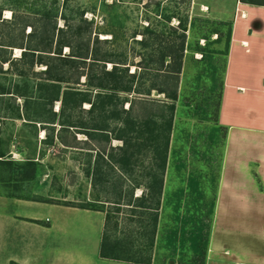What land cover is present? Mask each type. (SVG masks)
Listing matches in <instances>:
<instances>
[{
	"label": "rangeland",
	"instance_id": "374dc122",
	"mask_svg": "<svg viewBox=\"0 0 264 264\" xmlns=\"http://www.w3.org/2000/svg\"><path fill=\"white\" fill-rule=\"evenodd\" d=\"M248 1L264 4V0ZM236 2L237 0H0V6L3 7L0 47L7 43L14 46L0 52L4 59L14 61L0 65V87L12 91L16 85L25 84L28 86V95L35 99L33 87L43 78L39 74L45 67L35 65L28 69L16 60L21 56L20 45L27 44L30 26L40 29V18L46 13L55 17L56 28H63V31L65 21L73 26L80 24V17L87 23L91 22L89 27L81 24L84 36L80 43L89 42V47H95L101 54L99 57L108 60L105 62V71H110L113 66L109 62H115L120 68L128 67L127 74H143L142 78L136 77L132 82L133 86L143 93L149 91L148 96L139 98L144 103L135 104L134 114L139 117L146 118L162 111L166 112V105H170V101L164 95L158 94L156 89H168L176 85L177 100L172 113L164 198L167 197L168 191L174 204L180 205L182 210L162 214L159 228H164L169 220L170 227L178 231L176 241L180 243L183 238L187 242L186 248L198 246L194 241L204 237L208 224L206 214L222 157L224 133L215 126L218 122L216 106ZM168 16L169 22L165 18ZM179 22L185 26L182 65L178 77H171L174 83L169 79L167 84L166 79L170 76L165 68L169 59L167 58L163 65H160L159 59L167 51L168 45L179 41L177 38L182 35ZM145 28L149 29L151 34H146ZM68 53L67 48L62 49V56H67ZM88 58L90 59L91 55H88ZM89 59L86 60L85 66L69 71V83L62 84L63 89L72 87L77 91H86L83 73L87 72ZM143 59L144 62H141ZM140 63L146 67L142 70L143 73ZM101 64L95 69L100 70ZM125 79L128 83L131 80L127 77ZM121 97L128 101L135 98L134 95ZM9 99L12 98H4V103H0V107L5 108L4 112H0L3 119L0 124V152L4 153L5 160L17 163L32 159L37 162V167L33 172V180L20 181L18 173L21 170L15 165L10 170L0 166V196L30 198L35 195V198L49 203L103 211L101 213L111 217V236L121 237L132 231L135 250L150 256V264H167V257L172 250L167 251L159 243L158 239L162 233H158L154 248L147 249L138 235V213L133 215L125 208L117 213L112 204L115 198L113 186L117 183L120 172L116 167L111 169L108 161L112 162L113 156L117 154L114 149L120 142L111 140L107 143L98 136L90 139L78 134L82 133L79 130H60L58 125H55L53 132L47 131L51 135L49 142L44 141L46 135L39 124L33 128L22 119L12 118L14 112L10 109L18 107L21 113L22 100ZM7 106L11 108H6ZM127 106L124 104L123 107ZM87 108L88 105L83 104L81 110L65 109L59 121L70 119L87 122L90 118L84 112ZM59 109V103H54L51 107V111L55 113H58ZM47 111L48 107L44 109V117H47ZM149 157L134 167L132 177L135 181L143 182L142 169L148 166ZM96 164L101 171L108 173V176L99 181L95 180L94 183V179L91 182L89 174ZM130 179L125 182V194L133 182ZM202 185H207L206 196L202 195ZM140 194L141 190H135L132 198L135 199ZM201 198L204 203H199ZM188 210L191 212L188 213ZM164 215L167 218H164ZM128 217H132L131 222ZM114 223H117L115 231ZM172 233L173 231L165 228L161 239L163 236L170 237ZM160 245L163 248L160 249ZM96 246L98 242L91 239L88 243L91 260L94 264H102L93 254ZM195 258L198 260L199 254ZM189 259V253H184L183 258H173L174 264H189L184 261Z\"/></svg>",
	"mask_w": 264,
	"mask_h": 264
},
{
	"label": "trees",
	"instance_id": "16d2710c",
	"mask_svg": "<svg viewBox=\"0 0 264 264\" xmlns=\"http://www.w3.org/2000/svg\"><path fill=\"white\" fill-rule=\"evenodd\" d=\"M241 3L262 6L264 4L252 2L248 0H238ZM3 7L0 6V20ZM82 16V15H81ZM169 22L170 17H165ZM3 22V21H2ZM15 22V18L14 21ZM79 25L73 26L65 21V30L56 28L55 17H50L47 13L43 14L40 18V29L31 27L30 32L27 35V44L25 46L20 45L19 49L22 50L21 56L16 62L23 63L28 69H32L35 65H43L45 69L39 74L43 78L34 84L33 90L36 93L35 99L30 98L28 95V86L25 84L16 85L13 90L0 87V103H4V98L14 101L16 98L22 100V111L10 109L14 112L13 119H22L26 124L35 126L39 124L41 130L45 132V140L49 142L51 135L47 131L53 132L55 125L60 127V130H70L82 132L87 138L93 139L95 137H101L105 142L109 143L111 140L119 141L120 145L114 149L116 155L113 156L112 162L108 161L109 166L116 167L120 172L115 187V198L112 201L113 206L118 213L121 209H128L133 215L138 213L137 223L140 226L139 238H141L147 249H153L158 239V233L165 228L173 231L170 237H159V243L163 245L164 249L170 251L167 257V264L171 262L174 264L173 258H183L184 253L190 254L189 260H184L189 264H205L208 241L211 231V224L213 219V212L215 206V195L219 180V171L222 161L219 162L218 175L216 178V184L212 194V200L209 205L208 224L203 239L195 240L198 246L186 248L187 242L182 238L180 243L176 241L177 229L170 227L169 220L164 228L160 226L161 215L167 211L169 213L178 212L182 210L180 205H175L173 198L166 193L167 197L164 198V192L166 183L164 182L167 161H168V148L170 141V132L172 129V113L174 111V104L177 100L176 85L171 88H157V93L164 95V97L170 101V105H166V112L162 111L158 114H153L150 117H139L134 114V107L136 103H144L140 100V96H148L149 91L143 93L136 86L134 87L132 82L136 77L142 78L143 74L140 73H128V67L120 68L118 63L109 62L113 64L110 71H105V62H108L105 57H99L97 49L92 46L89 47V42L85 44L80 43L84 33L81 30V24L85 27H89L91 22H86L81 17L79 19ZM179 28L182 31V35L177 38L179 41L174 44L171 43L167 47V51L160 56L159 63L163 65L164 61L168 58L169 63L166 65V73L168 76L166 83L173 82L171 77L177 78L182 65L183 59V44H184V32L185 26L179 22ZM25 26V25H24ZM23 26V27H24ZM145 33L151 34L149 29L145 28ZM230 37V33H229ZM229 41V38H228ZM98 41L96 40V43ZM142 43V41H141ZM12 43H7L0 47V52L14 47ZM143 45V44H142ZM67 48L69 53L67 56H62V49ZM2 55V54H0ZM52 55V56H50ZM91 55V58H88ZM227 56V46L225 53V63ZM203 57V56H202ZM201 57V58H202ZM89 59L88 69L86 73H83L85 77L86 91H77L72 87H66L63 89L62 84H68L69 79L67 74L70 70H78L81 66H85L86 60ZM14 61L10 59H4L0 56V65L8 63L11 64ZM144 62V59L143 61ZM101 65L100 70H96L97 65ZM120 64V63H119ZM141 72L143 73L146 67L140 63ZM224 72V69H223ZM22 74V73H20ZM125 77L130 78L131 82L126 81ZM169 79H171L169 81ZM165 83V81H164ZM223 85V78H222ZM221 85V89H222ZM121 95H134L135 98L131 101L123 99ZM221 90L218 97V103L216 106V117L218 116L220 105ZM54 103H59V112L55 113L51 111V107ZM83 104L88 105V108L84 111L90 118L87 122H76L70 119L59 121L60 115H63L65 109L70 111L81 110ZM124 104H127V108H124ZM32 105V107H31ZM7 106L6 108H8ZM48 107L47 117H44V109ZM11 108V107H9ZM3 107H0V112H4ZM1 114V113H0ZM4 118V117H3ZM3 119L0 115V124ZM224 133V139L226 135V128L218 124L215 125ZM224 145V141H223ZM223 153V150H222ZM4 153L0 152V166L6 170H10L13 165L19 171L18 180L31 181L33 180V172L37 167V162L32 159H26L21 162H13L4 159ZM148 166L142 169L143 182H137L132 177L134 167L137 163L147 159ZM110 158H112L110 156ZM98 164V163H97ZM94 166L89 174L92 179L101 180L108 176V173L101 171L100 167ZM131 178V179H130ZM204 178V177H203ZM133 180L130 183L129 191L124 192L125 182ZM107 182V179L106 181ZM204 185V184H203ZM202 185V195L206 196V187ZM206 188V189H205ZM205 189V190H204ZM141 190L139 197L132 198L133 191ZM199 203L204 201L199 199ZM80 209H86L85 207H78ZM172 209V211H170ZM92 211H100L96 209H88ZM103 212V211H100ZM184 211H181L183 213ZM191 212L188 210V213ZM194 212V211H193ZM199 212V211H198ZM186 213V211L184 212ZM195 213L197 211L195 210ZM129 218V217H128ZM164 218L167 216L164 215ZM163 218V219H164ZM111 217L109 215L104 216V226L99 245V257L102 259L124 262L129 264H150V256L143 255L134 249V241L132 238V231L123 234L121 237L114 235L111 236L109 231L113 228L109 226ZM132 221V217L128 219ZM165 221V219H164ZM166 221V222H167ZM165 223V222H164ZM175 221L173 222V224ZM114 231L117 230V223H114ZM176 228V227H175ZM124 233V232H123ZM160 245V249L163 248ZM199 254V261L195 256ZM197 262V263H196ZM13 264V263H12Z\"/></svg>",
	"mask_w": 264,
	"mask_h": 264
},
{
	"label": "crops",
	"instance_id": "0c3cea01",
	"mask_svg": "<svg viewBox=\"0 0 264 264\" xmlns=\"http://www.w3.org/2000/svg\"><path fill=\"white\" fill-rule=\"evenodd\" d=\"M217 121L227 130L205 264H264V5L235 4ZM34 196H0V264H94L91 239L102 264H129L99 257L103 213Z\"/></svg>",
	"mask_w": 264,
	"mask_h": 264
},
{
	"label": "bare ground",
	"instance_id": "6f19581e",
	"mask_svg": "<svg viewBox=\"0 0 264 264\" xmlns=\"http://www.w3.org/2000/svg\"><path fill=\"white\" fill-rule=\"evenodd\" d=\"M8 12H6V14H7Z\"/></svg>",
	"mask_w": 264,
	"mask_h": 264
}]
</instances>
